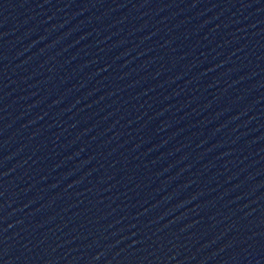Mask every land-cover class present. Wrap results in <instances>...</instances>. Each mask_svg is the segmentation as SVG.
<instances>
[{"label":"water","instance_id":"1","mask_svg":"<svg viewBox=\"0 0 264 264\" xmlns=\"http://www.w3.org/2000/svg\"><path fill=\"white\" fill-rule=\"evenodd\" d=\"M0 264H264V0H0Z\"/></svg>","mask_w":264,"mask_h":264}]
</instances>
